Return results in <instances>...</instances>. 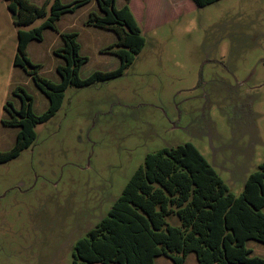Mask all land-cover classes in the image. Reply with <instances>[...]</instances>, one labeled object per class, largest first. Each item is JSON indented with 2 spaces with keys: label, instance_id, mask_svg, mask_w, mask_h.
<instances>
[{
  "label": "rangeland",
  "instance_id": "obj_1",
  "mask_svg": "<svg viewBox=\"0 0 264 264\" xmlns=\"http://www.w3.org/2000/svg\"><path fill=\"white\" fill-rule=\"evenodd\" d=\"M43 5L46 0H30ZM29 26H40L50 15ZM82 0H61L70 5ZM126 0H117L121 9ZM146 45L120 77L69 87L61 109L37 126L34 144L0 163V264H73L78 240L111 210L148 154L192 143L239 195L264 163V0H219L203 8L192 0H131ZM101 15L97 0L67 11L28 47L42 77L60 83L63 33L77 34L86 79L120 66L105 49L112 30L88 24ZM18 28L0 0V152L13 148L18 127H7V102L27 91L34 113L50 105L26 71L14 64ZM173 226L182 223L175 215ZM252 256L264 243L249 240ZM155 264H175L166 256ZM184 264H199L195 253Z\"/></svg>",
  "mask_w": 264,
  "mask_h": 264
},
{
  "label": "trees",
  "instance_id": "obj_2",
  "mask_svg": "<svg viewBox=\"0 0 264 264\" xmlns=\"http://www.w3.org/2000/svg\"><path fill=\"white\" fill-rule=\"evenodd\" d=\"M18 28V48L14 64L32 77L36 86L50 101L41 115L34 113L33 97L23 88L14 95L20 108L7 102L4 109L7 127L20 130L13 148L0 152V163L17 158L37 138L36 128L51 120L61 109L69 87H85L120 77L131 67L146 45L142 28L130 8L131 0L121 9L117 0H97L101 15L92 13L88 24L112 30L118 42L104 52L117 55L120 66L109 72H95L82 79L80 70L88 61L81 56L75 33H63L64 47L55 54L65 60L57 67L60 83L39 73L40 66L28 56L31 41L43 39L47 28L57 29L63 13L75 11L90 0L64 5L55 0L51 15L30 30L22 27L47 17L48 5L30 0H5ZM199 8L219 0H192ZM177 216L181 227L167 219ZM249 240L264 243V163L249 175L244 189L233 194L215 168L192 144L165 147L148 154L115 201L109 214L88 235L77 241L73 264H155V258L166 256L175 264H184L195 253L199 264H264V258L252 256Z\"/></svg>",
  "mask_w": 264,
  "mask_h": 264
}]
</instances>
